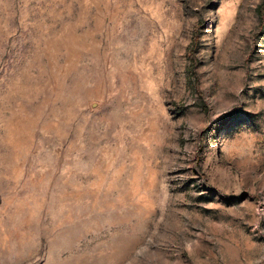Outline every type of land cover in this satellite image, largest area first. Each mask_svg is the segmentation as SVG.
Instances as JSON below:
<instances>
[{
	"label": "rangeland",
	"instance_id": "obj_1",
	"mask_svg": "<svg viewBox=\"0 0 264 264\" xmlns=\"http://www.w3.org/2000/svg\"><path fill=\"white\" fill-rule=\"evenodd\" d=\"M0 264H264V0H0Z\"/></svg>",
	"mask_w": 264,
	"mask_h": 264
},
{
	"label": "trees",
	"instance_id": "obj_2",
	"mask_svg": "<svg viewBox=\"0 0 264 264\" xmlns=\"http://www.w3.org/2000/svg\"><path fill=\"white\" fill-rule=\"evenodd\" d=\"M196 38H195V35H194V43L196 44ZM188 53H189V55H190V58H191V61H192V64H193V62H194V64H195V62H196V58H195V56H194V49H192V48H190L189 50H188Z\"/></svg>",
	"mask_w": 264,
	"mask_h": 264
}]
</instances>
